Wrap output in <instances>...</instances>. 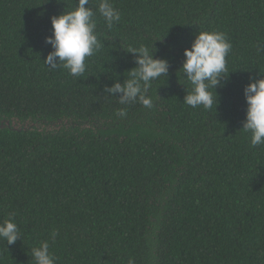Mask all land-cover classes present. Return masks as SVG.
<instances>
[{
    "label": "trees",
    "instance_id": "1",
    "mask_svg": "<svg viewBox=\"0 0 264 264\" xmlns=\"http://www.w3.org/2000/svg\"><path fill=\"white\" fill-rule=\"evenodd\" d=\"M100 2L88 6L102 46L74 77L44 59L51 17L76 0H0V116L45 122L0 129V223L21 236L0 240V264H35L45 240L55 264H264V145L243 130L244 88L264 79V0H110L111 29ZM213 30L232 43L229 73L216 108H192L184 50ZM141 45L170 65L152 108L105 91Z\"/></svg>",
    "mask_w": 264,
    "mask_h": 264
},
{
    "label": "clouds",
    "instance_id": "2",
    "mask_svg": "<svg viewBox=\"0 0 264 264\" xmlns=\"http://www.w3.org/2000/svg\"><path fill=\"white\" fill-rule=\"evenodd\" d=\"M90 0H76L74 8L51 17L52 35L46 37L52 51L44 59L47 67L55 69L62 66L74 77L83 75L86 71V58L93 56L101 48V42L96 35V21ZM100 15L111 29L121 18L120 12L110 0H101L98 7ZM232 49L228 36L220 31H200L196 34L191 47L184 50V62L180 74L186 77L192 85L183 103L192 108L203 106L211 110L218 104L216 89L223 86L222 77L225 73L226 57ZM126 52L134 55L136 67L129 71L130 78L120 83L114 82L106 86L105 91L110 96L121 95L118 101L121 105L139 102L146 108L153 107V98L149 94L154 81L168 75L169 62L163 58H155V51L141 45L139 48H129ZM247 103L246 119L243 130L251 133V146L264 145V79L250 80L244 88ZM117 116H127L126 109H118ZM54 241L57 232H53ZM20 229L14 219L8 218L0 223V240L7 245H13L20 239ZM49 242L42 241L39 247L31 249L35 264H55V257L49 250Z\"/></svg>",
    "mask_w": 264,
    "mask_h": 264
},
{
    "label": "water",
    "instance_id": "3",
    "mask_svg": "<svg viewBox=\"0 0 264 264\" xmlns=\"http://www.w3.org/2000/svg\"><path fill=\"white\" fill-rule=\"evenodd\" d=\"M44 123L41 124L39 122H32L30 120L21 122L18 119H7L4 117L0 116V129L1 130H11L13 132L15 131H29L33 129H43L44 128ZM66 125V122L64 123ZM68 125H71L69 123ZM61 127V121L55 123H51L50 126H47V130H53V129H59Z\"/></svg>",
    "mask_w": 264,
    "mask_h": 264
}]
</instances>
